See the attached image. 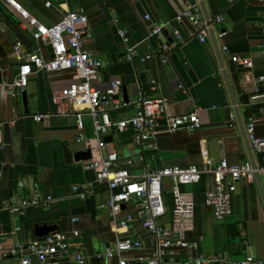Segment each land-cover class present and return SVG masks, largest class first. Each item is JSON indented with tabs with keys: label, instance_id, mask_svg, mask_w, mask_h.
I'll return each instance as SVG.
<instances>
[{
	"label": "crops",
	"instance_id": "0c3cea01",
	"mask_svg": "<svg viewBox=\"0 0 264 264\" xmlns=\"http://www.w3.org/2000/svg\"><path fill=\"white\" fill-rule=\"evenodd\" d=\"M18 1L46 25L59 22L66 10H86L91 34L84 38V49L103 61L95 85L106 89L115 79L123 83L118 96L122 105L111 109L113 119L131 115L134 102L141 95L165 98L167 110L172 114L198 109L201 125L192 131L180 129L160 134L157 148L145 150V163L137 158L140 146L134 142L133 129L111 131L108 135L111 139L105 141L109 151L118 153L119 166L135 158L132 169L136 172L143 171L147 164L154 168L191 164L204 168L214 167L224 158L232 164L250 161L210 33L203 43L190 35L194 25L189 19L172 23L188 4L198 0H53L52 7L45 6L46 0ZM206 3L241 118L246 129L255 121L256 135L264 138V87L259 81L264 74V54L260 47L264 43V2L206 0ZM219 15L225 17L223 22L215 20ZM162 24L168 33L163 31L160 36L150 37L155 26ZM120 28L126 30L128 44L119 34ZM177 29L180 35L175 33ZM171 38L176 46L162 54V46L173 43ZM18 41L25 53L41 52L46 58L51 57L49 46L35 40L30 30L22 27L18 16L0 2V264H16V258L9 255L10 249L46 236L35 232V227L43 224L56 225V232L65 233L73 244L71 252L58 264H78L75 244L81 245L84 264H118L117 258L97 255L123 236L143 243L126 254L129 264H145L155 253V238L137 221L116 234L113 216L108 209L100 207L109 197L106 184L98 182L95 173L87 168L90 158H75L77 153L87 150L92 152V157L97 153L92 147L96 140L90 116L84 115L85 132L91 143L88 145L77 142L76 117L56 113L52 92L69 85L75 71L48 72L34 67L25 90V107L22 92L8 88L21 64L14 58L13 45ZM129 46H135L134 62L126 57ZM236 55L250 57L252 68L234 62L232 58ZM243 89L252 96H261L245 104L239 99ZM77 109L87 113L85 106ZM43 113L51 115L41 122L33 120L34 114ZM207 157L212 164L206 163ZM256 162L264 166V153L256 154ZM89 185L93 186V193L86 199L72 196L74 186ZM172 186V180H165L167 214L159 223L166 227L172 225ZM213 188L215 182L210 173H205L199 183L181 186L196 203L191 227L184 232L185 240L197 242V251L206 254H223L233 259L251 254L263 258L264 202L256 181L238 183L232 199L233 212L222 220L215 218L205 201L206 191ZM36 189L55 200L46 207L32 206L21 213L8 209ZM124 209L135 212V202ZM75 217L79 222L73 221ZM74 229H79L82 235L73 237ZM191 258L190 251L184 248L165 256L166 262L180 260L181 264H191L187 262Z\"/></svg>",
	"mask_w": 264,
	"mask_h": 264
},
{
	"label": "built area",
	"instance_id": "2783aa9c",
	"mask_svg": "<svg viewBox=\"0 0 264 264\" xmlns=\"http://www.w3.org/2000/svg\"><path fill=\"white\" fill-rule=\"evenodd\" d=\"M67 2V0H59ZM234 3L237 0H227ZM264 2V0H260ZM8 6L21 20L22 27L30 30L35 40L51 46L53 57L46 58L41 52L25 53L22 43L18 41L14 46V58L21 62L19 71L11 84L10 90L24 92L28 86L29 77L33 74L34 67L37 70L66 71L74 70L73 80L69 85L55 89L52 92V100L56 106V113L63 116H75L77 119V142L87 143L89 138L85 132L84 115L91 118L96 155L87 161L86 166L95 173L96 180L105 183L109 190V197L100 204L101 208L109 210L114 218V231L128 228L132 222H141L156 241V249L153 257L145 261V264H181L180 260L171 263L166 262L165 256L173 254L176 250L184 248L190 251L192 258L188 260L191 264H264V257L257 258L248 254L242 259H233L223 254H206L198 252L197 242H189L184 238V232L191 227L196 203L192 196L181 189L182 185L199 183L205 173L214 177L215 188L206 191L205 201L212 209L216 219L222 220L233 212L232 199L241 180L254 181L256 173L264 178V166L254 167L250 161L240 164H232L227 159H222L214 167L201 168L196 164L188 166H164L154 168L147 164L143 171H133V166L139 161L145 163V150L154 151L156 140L162 133H173L180 129L192 131L201 125L198 109L182 115L168 112L165 98H149L139 96L135 102L134 112L122 119H113L111 109L122 105L118 99L122 81L115 79L110 82L106 89H99L95 81L100 76V68L103 66L101 58L96 57L84 49V38L91 34L88 26V15L84 8L79 10H66L59 22L46 25L34 14L26 9L18 0H0ZM53 0H46L45 6L52 7ZM149 18V16H147ZM189 19L194 28L190 35L206 42L211 25L203 17L198 4L190 6L178 16V20ZM217 22H223L224 16H217ZM116 23L119 19L115 20ZM165 24L156 25L152 36H160L164 31ZM264 31V26H263ZM175 33L180 35L179 31ZM119 34L124 42L128 44L129 38L125 29L120 28ZM222 32L219 36H223ZM176 43L164 44L162 54L169 53ZM264 54V43L260 45ZM223 50L228 51L227 46ZM127 56L132 60L136 56L135 46H129ZM236 63L246 67H252L253 61L248 56H233ZM142 60H145L143 57ZM167 59H164L166 61ZM264 87V74L259 78ZM78 106L87 107V113L77 109ZM51 114H34L33 120L41 122L49 118ZM162 123L163 126H162ZM256 123L251 121L247 128L248 138L255 152L264 153V138L256 135ZM133 129L134 142L140 146L138 157L127 159L123 166H119L118 153L107 149L106 137L111 131L122 132ZM90 143V144H89ZM155 154H153L154 156ZM208 164L212 160L207 157ZM172 180V195L174 207L172 211V225L163 226L159 219L167 214L164 197V182ZM93 193V186L84 188L74 186L72 196L86 199ZM55 199L51 195L43 194L41 190H34L33 194L24 198L19 204L9 206L8 209L14 213H21L25 209L36 206L46 207ZM135 202V212L125 211L127 204ZM125 211V212H124ZM79 222V218H73ZM82 235L79 229L72 231L73 237ZM247 244V241H244ZM73 244L68 236L62 232L48 234L43 238L17 244L9 251V255L16 258V264H58L60 259L71 252ZM142 241L130 236L117 237L114 245L108 248L98 257L107 259L117 258L118 264H129L126 254L134 249L142 247ZM78 249L75 258L78 264L85 263V257L81 251V245L75 244ZM61 263V262H60Z\"/></svg>",
	"mask_w": 264,
	"mask_h": 264
},
{
	"label": "water",
	"instance_id": "95a60500",
	"mask_svg": "<svg viewBox=\"0 0 264 264\" xmlns=\"http://www.w3.org/2000/svg\"><path fill=\"white\" fill-rule=\"evenodd\" d=\"M195 4H198L199 5V7L202 10L203 17L212 26V24L214 23V20H212L210 18V14L208 13V10H207L206 0H198V3L197 2H193L191 4H188L183 11L188 10V8H190V6H193ZM182 12L179 13V15H181ZM178 16H176V18H173L172 19V23L178 24V23H181L183 20H186L187 19V18H183L182 20H178ZM170 23H171V21H170ZM164 32L168 33V31H166V29H164ZM209 33H210L211 39L213 41V44H214V47H215V50H216V53H217V57L219 59L220 66L222 68V73H223V76H224V79H225V83H226V86H227V89H228V92H229V96H230V99H231V103L233 105L234 115H235V118L237 119V122L239 124L240 130H241V134H242V137H243L245 146H246V150L248 152V156H249L250 163L254 167L262 166V165H258L257 164V162H256V154H263V153L255 152L253 150L252 146H251V143H250V140H249L248 134H247V129H246L245 124H244V122H243V120L241 118L240 110H239L238 105H237V100L238 99L236 98V94H235L234 89L232 87V84L230 82V79H229V76H228V72L226 70V65H225V62H224V59H223V55H222V52L220 50V44H219L218 38L216 37L215 30H214L213 27L210 28ZM150 37H157V36L156 35H153V36L151 35ZM170 41L174 43V38H171ZM14 46L15 45H13V50H14ZM49 50L51 52V57H53L51 46H49ZM261 52H262V49H261ZM126 57L128 59V56H126ZM131 61L134 62V59H132ZM233 61H234V59H233ZM240 66H242V65H240ZM244 67H246V66H244ZM247 68H252V67H247ZM21 94L23 96L24 104H25V107H26V105H27L26 104V102H27L26 93L24 91ZM260 96H261L260 94L259 95L252 96V94L249 91L243 89L242 90V93H241V95L239 97V99L241 101L245 102V104H248L249 105L251 103V98H253V97L254 98L255 97L258 98ZM125 98H126V94H125ZM25 111L27 112V109L26 108H25ZM77 133H78V129H77ZM108 138L111 139V137L108 136L106 138V140ZM91 157H92V152L90 150H87V151H84V152H79L75 156L76 160L88 159V158H91ZM254 181H256V183L258 184V187H259V190H260V193H261L263 202H264V178L260 174L256 173L255 180ZM35 228H36V230H35L36 234L37 235H40V236H43V235H48V234L56 233L58 227L56 225L43 224V225H38Z\"/></svg>",
	"mask_w": 264,
	"mask_h": 264
}]
</instances>
